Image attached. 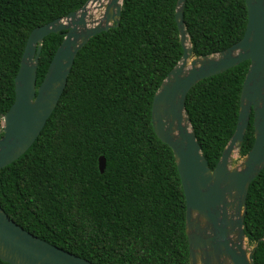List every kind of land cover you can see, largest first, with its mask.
Returning <instances> with one entry per match:
<instances>
[{
    "label": "trees",
    "instance_id": "obj_1",
    "mask_svg": "<svg viewBox=\"0 0 264 264\" xmlns=\"http://www.w3.org/2000/svg\"><path fill=\"white\" fill-rule=\"evenodd\" d=\"M86 1L0 0V136L29 32ZM176 1L122 0L118 25L76 53L34 142L0 169V206L12 220L98 264H188L180 177L151 122L153 94L182 55ZM183 20L192 53L210 55L244 34L245 0H185ZM62 38L63 31L44 37L37 86ZM248 65L245 60L203 78L186 94L210 168L235 130ZM252 143L251 115L239 154ZM243 229L247 244L256 243L254 264H264V167L248 187Z\"/></svg>",
    "mask_w": 264,
    "mask_h": 264
},
{
    "label": "water",
    "instance_id": "obj_2",
    "mask_svg": "<svg viewBox=\"0 0 264 264\" xmlns=\"http://www.w3.org/2000/svg\"><path fill=\"white\" fill-rule=\"evenodd\" d=\"M177 0L175 22L182 55L153 94L151 122L174 156L185 198L188 264H254L256 243L247 248L243 229L250 182L264 167V0H245L242 37L210 55L195 56ZM122 0H87L81 7L34 27L28 34L14 78V101L2 117L0 169L34 142L66 85L76 53L95 34L117 26ZM96 9L92 13L90 9ZM63 31L42 81L36 68L45 36ZM249 61L242 83L235 130L213 168L196 139L185 108L188 91L203 78ZM252 115L253 143L231 165ZM105 166L99 158V170ZM0 259L10 264H98L25 230L0 206Z\"/></svg>",
    "mask_w": 264,
    "mask_h": 264
},
{
    "label": "rangeland",
    "instance_id": "obj_3",
    "mask_svg": "<svg viewBox=\"0 0 264 264\" xmlns=\"http://www.w3.org/2000/svg\"><path fill=\"white\" fill-rule=\"evenodd\" d=\"M92 13L95 14V12H97V10L95 9H90ZM242 156L238 153V151H234L232 156H231V165L232 166H236L238 165L241 161H242ZM247 244V243H246ZM247 248L250 249L251 247L247 244Z\"/></svg>",
    "mask_w": 264,
    "mask_h": 264
}]
</instances>
